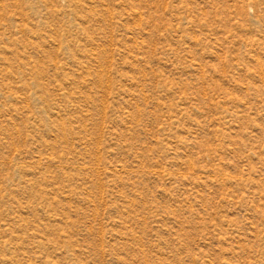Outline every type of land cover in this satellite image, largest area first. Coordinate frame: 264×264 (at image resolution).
<instances>
[{
  "label": "rangeland",
  "instance_id": "1",
  "mask_svg": "<svg viewBox=\"0 0 264 264\" xmlns=\"http://www.w3.org/2000/svg\"><path fill=\"white\" fill-rule=\"evenodd\" d=\"M0 264H264V0H0Z\"/></svg>",
  "mask_w": 264,
  "mask_h": 264
}]
</instances>
